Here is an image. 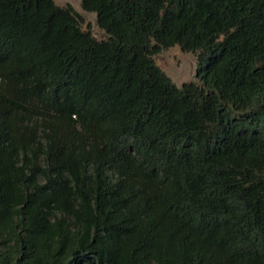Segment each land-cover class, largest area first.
I'll list each match as a JSON object with an SVG mask.
<instances>
[{"label": "trees", "instance_id": "1", "mask_svg": "<svg viewBox=\"0 0 264 264\" xmlns=\"http://www.w3.org/2000/svg\"><path fill=\"white\" fill-rule=\"evenodd\" d=\"M80 1L0 0V264H264V0Z\"/></svg>", "mask_w": 264, "mask_h": 264}, {"label": "rangeland", "instance_id": "2", "mask_svg": "<svg viewBox=\"0 0 264 264\" xmlns=\"http://www.w3.org/2000/svg\"><path fill=\"white\" fill-rule=\"evenodd\" d=\"M59 6H69L82 18V27L88 29L97 39L106 37L105 32L96 23L94 12L86 11L81 6L80 0H54ZM158 66L178 86L188 81H195L197 54L196 52L184 51L178 45L161 49L154 55Z\"/></svg>", "mask_w": 264, "mask_h": 264}]
</instances>
